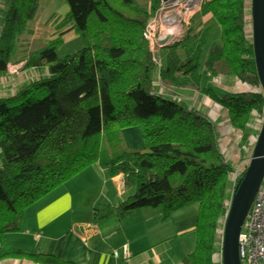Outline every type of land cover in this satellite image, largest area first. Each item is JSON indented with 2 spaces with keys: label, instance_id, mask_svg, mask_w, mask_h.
<instances>
[{
  "label": "trees",
  "instance_id": "obj_1",
  "mask_svg": "<svg viewBox=\"0 0 264 264\" xmlns=\"http://www.w3.org/2000/svg\"><path fill=\"white\" fill-rule=\"evenodd\" d=\"M149 1L143 9L134 0H65L68 12L57 25V37L41 50L19 55V38L39 0H8L1 21L0 76L12 61L45 74L14 95L0 97V259L73 264L59 256L26 253L4 239L19 229L27 208L96 164L111 177L123 175L133 189L104 216L161 208L166 219L196 204L194 246L182 262L219 264V230L247 161L231 182L234 168L221 152L216 123L181 93L198 90L220 105L241 132L242 143L256 135L249 123L253 111L262 113L264 99L244 32L245 0H204L199 13L218 26L219 44L201 63L210 27L203 24L170 46L161 66L142 35L160 4ZM72 30L84 46L59 59L57 46ZM215 77L259 91H225L211 84ZM130 127L140 129L141 148L124 146L122 130Z\"/></svg>",
  "mask_w": 264,
  "mask_h": 264
},
{
  "label": "crops",
  "instance_id": "obj_2",
  "mask_svg": "<svg viewBox=\"0 0 264 264\" xmlns=\"http://www.w3.org/2000/svg\"><path fill=\"white\" fill-rule=\"evenodd\" d=\"M7 3L8 0H0V32ZM19 63L23 64V62ZM122 140L126 148L143 146L141 131L137 127L123 129ZM99 168L107 173L113 185L107 188L110 196H106L103 200V215L94 207L92 213L90 210L86 212L77 209L78 201L72 197L73 192L69 191V183H65L62 188L54 190L39 201L40 205L27 208L23 212L19 229L7 233L4 244L26 253L37 252L59 256L63 261L73 264H183L184 257L193 249H190V246L194 245V239L190 237H194L193 229L198 207L193 211L189 209L186 215L183 211L185 207L171 214L170 218L176 220L177 238L169 240L170 242L166 238L163 239L164 244H168L167 247L156 252L149 249L148 245L151 236H158L155 229L158 228L162 217L161 208L131 210L121 219L117 216L115 218L114 214L104 216L107 207H115L124 200L128 187L124 183H122L123 189L120 186L119 182L122 181L123 175L111 177L105 168L100 166ZM92 169L93 171L87 174L96 177V169ZM59 189H61L59 193H54ZM95 201L96 198H92L88 204L93 205ZM127 220L132 221L131 224H128ZM141 221L144 225L139 229ZM129 225L130 228L127 227ZM183 239L185 240L182 243L189 246L182 247L180 242ZM174 243H178L176 248L177 244L173 245ZM114 252H118V256H114ZM0 264L39 263L25 258H3L0 259Z\"/></svg>",
  "mask_w": 264,
  "mask_h": 264
},
{
  "label": "rangeland",
  "instance_id": "obj_3",
  "mask_svg": "<svg viewBox=\"0 0 264 264\" xmlns=\"http://www.w3.org/2000/svg\"><path fill=\"white\" fill-rule=\"evenodd\" d=\"M139 8L148 9L149 8V0H134ZM160 1V4L156 11L151 15V17L145 23L143 31L151 25L156 24L157 29L156 32L159 34L160 32V22L158 16H162L165 12V2ZM250 1L245 0L246 4V25L244 27L245 37L251 41V16H250ZM204 2V0H203ZM201 9V7H200ZM200 9L194 13V15L190 18L189 24L180 28L179 33L181 34L180 38L177 36L173 41L170 42L169 36L164 41V43L154 44L153 46V58L158 60H163V55L168 51V48L178 42H180L186 34H193L195 32L200 31L203 24L209 25V34L206 43L203 46V51L200 57V62L203 63L207 59V55L211 48L217 46L219 44V33L220 30L218 26L212 21L209 20L207 23V16H202L199 12ZM68 12V6L65 0H39V5L36 11V14L28 25L26 32H24L18 41V49L20 50L19 55H28L30 52H35L44 48L51 40L57 37V25L60 21L66 16ZM184 33V34H183ZM143 34V32H142ZM166 38V37H165ZM179 38L180 41H176ZM170 42V43H168ZM148 43V42H147ZM84 46V40L82 37L76 33L75 31H69L64 34L61 43L58 44L56 52L59 59L65 58L67 55L74 54L78 50H80ZM150 44H148V47ZM150 49V47H149ZM152 49V48H151ZM152 53V52H151ZM176 53L180 55V58L183 59V52L180 48H177ZM18 55L17 58L20 56ZM8 71L5 75L0 76V97L11 96L20 89L23 85H26L36 79H40L45 72L41 69H25L23 68L22 63H17L16 61H12L7 65ZM155 79V77H154ZM211 84L224 89L225 91L232 92H243V91H259L256 88H252L246 84L239 82L238 80L230 79L222 77H215L211 81ZM188 100L190 106L195 108L196 110H200L216 123L217 132L219 134V146L221 152L224 155V159L226 162H229L234 170L241 165H244L248 160L247 157L251 156L252 149L254 147L255 139L258 134L259 128L261 126L263 111L262 113H257L255 111L252 112V120L249 123V126L254 131L255 134H250L247 141L242 143V134L239 130L233 128L228 121L226 116V111L221 108L220 105L211 101L208 97L204 96L198 90H184V93H181ZM92 168L96 169V177L89 176L87 173L93 171ZM83 172V173H82ZM77 176H75L71 181L69 180L66 183H69V191L73 192L72 197L76 198L78 201L77 205L79 206L77 209L81 210H90L92 213V208L94 207L96 210H100V214L103 215V200L106 196H110V193L107 191V188L110 186L113 187L111 182L109 181L108 175L106 172H103L98 165H91L83 170ZM234 176L233 172L229 174V180L232 182ZM122 189V183L125 185L124 178L119 182ZM126 186V185H125ZM61 185L59 188H62ZM235 187V186H234ZM58 189V188H57ZM61 189L55 191L54 193H59ZM133 191L130 187L127 188V193L123 199H126L129 195H131ZM105 194V195H104ZM92 198H96V201L93 205L88 204L89 200ZM115 198V197H114ZM41 203V202H40ZM40 203H36L30 207H35L36 205H40ZM29 207V208H30ZM197 207L195 204H190L183 210L185 215L190 211ZM154 209V208H151ZM182 212V211H181ZM180 212V213H181ZM112 216V215H111ZM116 218V215H114ZM121 219V218H118ZM129 219V215H128ZM132 219V218H131ZM171 221H170V220ZM101 220V217H99ZM113 221V219H110ZM132 221H128V224H131ZM165 222V223H164ZM176 220L170 216L168 218L161 217L159 225L155 230L158 232V236L150 237V244L148 245L149 249H153L156 252H160L167 245L164 244L163 239H168V242L177 238L176 228H175ZM160 223H164L160 225ZM144 223L141 221L139 223V229L143 227ZM223 226V225H222ZM222 226L219 230V235L222 234ZM130 228V225L127 226ZM153 229V228H152ZM140 232V230H139ZM194 239V237H190ZM186 239V238H185ZM185 239L181 240L182 243ZM158 240V241H156ZM170 240V241H169ZM194 243V241H193ZM177 244V245H176ZM178 246V243H174ZM186 246L185 243H182V247ZM189 246V245H187ZM186 246V247H187ZM193 244L190 246V249L193 248ZM216 260L217 257H215Z\"/></svg>",
  "mask_w": 264,
  "mask_h": 264
},
{
  "label": "water",
  "instance_id": "obj_4",
  "mask_svg": "<svg viewBox=\"0 0 264 264\" xmlns=\"http://www.w3.org/2000/svg\"><path fill=\"white\" fill-rule=\"evenodd\" d=\"M167 2L169 0H161ZM251 48L260 90L264 99V0L250 1ZM160 40L162 44L167 39ZM264 175V108L263 118L251 156L242 177L237 181L229 202L221 239L222 264H241L238 238L241 226Z\"/></svg>",
  "mask_w": 264,
  "mask_h": 264
},
{
  "label": "built area",
  "instance_id": "obj_5",
  "mask_svg": "<svg viewBox=\"0 0 264 264\" xmlns=\"http://www.w3.org/2000/svg\"><path fill=\"white\" fill-rule=\"evenodd\" d=\"M202 3L203 0H169L165 2V12L162 16H158L160 22L159 34L156 32V24L148 26L142 34L144 39L150 44L149 50L152 55H154V44H158L160 40H164L165 37L169 36L171 38L170 42L173 43L177 36L180 38V28H184L189 24L190 18L200 9ZM171 30L173 31L172 35L168 34ZM179 38L176 41H180ZM153 61L158 66H161V60L157 61L156 58H153ZM242 168L243 165L234 170L233 179L235 181L242 173ZM238 244L241 264H264V175L241 226ZM124 253H126V249H124ZM114 256H118V252H114ZM216 257L219 260V264H222L221 244L220 253Z\"/></svg>",
  "mask_w": 264,
  "mask_h": 264
},
{
  "label": "bare ground",
  "instance_id": "obj_6",
  "mask_svg": "<svg viewBox=\"0 0 264 264\" xmlns=\"http://www.w3.org/2000/svg\"><path fill=\"white\" fill-rule=\"evenodd\" d=\"M172 32H173V31L171 30L168 34L172 35Z\"/></svg>",
  "mask_w": 264,
  "mask_h": 264
}]
</instances>
